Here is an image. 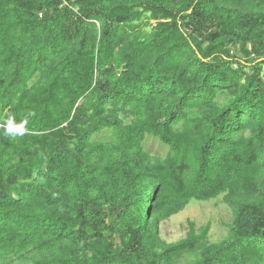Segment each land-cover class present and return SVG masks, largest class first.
Masks as SVG:
<instances>
[{"label": "trees", "instance_id": "16d2710c", "mask_svg": "<svg viewBox=\"0 0 264 264\" xmlns=\"http://www.w3.org/2000/svg\"><path fill=\"white\" fill-rule=\"evenodd\" d=\"M10 116L0 264H264V0H0ZM221 196L225 239L161 240Z\"/></svg>", "mask_w": 264, "mask_h": 264}, {"label": "rangeland", "instance_id": "374dc122", "mask_svg": "<svg viewBox=\"0 0 264 264\" xmlns=\"http://www.w3.org/2000/svg\"><path fill=\"white\" fill-rule=\"evenodd\" d=\"M112 137L111 131H105L97 139L110 141ZM144 148L155 158H164L168 153V147L152 137L146 138ZM232 217V210L223 201L222 196L206 202L194 201L184 211L161 223V240L166 243H175L184 239L189 231V222H193L197 231L210 224L209 241L211 243L220 242L228 236V224L232 221ZM194 259V256H185L180 264H191ZM14 264L32 263L27 260Z\"/></svg>", "mask_w": 264, "mask_h": 264}, {"label": "clouds", "instance_id": "9594fccd", "mask_svg": "<svg viewBox=\"0 0 264 264\" xmlns=\"http://www.w3.org/2000/svg\"><path fill=\"white\" fill-rule=\"evenodd\" d=\"M26 124V120L17 121L14 116H10L3 122L0 133L11 139L23 137L27 132Z\"/></svg>", "mask_w": 264, "mask_h": 264}]
</instances>
